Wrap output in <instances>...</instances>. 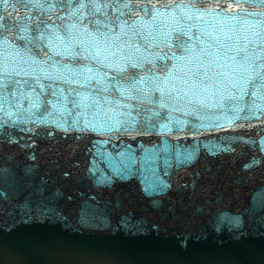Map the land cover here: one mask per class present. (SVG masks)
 I'll return each instance as SVG.
<instances>
[{
  "label": "water",
  "instance_id": "95a60500",
  "mask_svg": "<svg viewBox=\"0 0 264 264\" xmlns=\"http://www.w3.org/2000/svg\"><path fill=\"white\" fill-rule=\"evenodd\" d=\"M0 264H264V0H0Z\"/></svg>",
  "mask_w": 264,
  "mask_h": 264
}]
</instances>
